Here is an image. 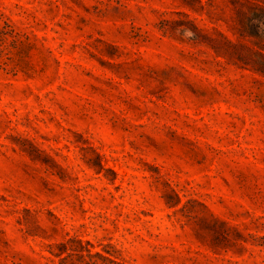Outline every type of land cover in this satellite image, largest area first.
<instances>
[{"label": "rangeland", "instance_id": "1", "mask_svg": "<svg viewBox=\"0 0 264 264\" xmlns=\"http://www.w3.org/2000/svg\"><path fill=\"white\" fill-rule=\"evenodd\" d=\"M259 7L0 0V264H264Z\"/></svg>", "mask_w": 264, "mask_h": 264}, {"label": "trees", "instance_id": "2", "mask_svg": "<svg viewBox=\"0 0 264 264\" xmlns=\"http://www.w3.org/2000/svg\"><path fill=\"white\" fill-rule=\"evenodd\" d=\"M258 15H254V18L261 20L260 15H264V7L258 8ZM264 18V17H262ZM264 25V23H262ZM242 36L248 37L250 39H253L251 42L258 47L259 49L264 48V36L259 35L258 33H253V31L248 27H242ZM228 45H231V47H234L230 42H226ZM246 65H250L251 68L258 74H261L264 76V53L258 51L255 54V58L250 59V61H246Z\"/></svg>", "mask_w": 264, "mask_h": 264}]
</instances>
